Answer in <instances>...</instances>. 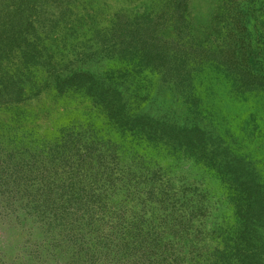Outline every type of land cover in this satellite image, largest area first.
<instances>
[{
	"label": "trees",
	"instance_id": "obj_1",
	"mask_svg": "<svg viewBox=\"0 0 264 264\" xmlns=\"http://www.w3.org/2000/svg\"><path fill=\"white\" fill-rule=\"evenodd\" d=\"M179 2L175 39L185 49L144 41L154 38L153 26L146 34L142 26L132 32L118 22L114 32L128 45L107 42L101 49L105 70L79 65L75 72L71 62L63 63L65 49L54 53L36 43L38 34L31 39L47 27L38 30L37 0H0V102L21 106L49 91L53 98L44 101L40 117L77 122L54 130L50 139L36 134L37 145L29 140L26 153L34 145L44 169L50 168L45 145L60 151L65 169L75 163L72 149L90 156L73 173L54 164L41 197L14 201L28 210L15 206L20 234L0 246V264H209L226 248L223 240L246 257L264 259V166L248 153L259 137L256 116L247 113L244 127L235 128L238 116L206 106L195 94L194 75L207 68L202 56L220 51L193 46L188 4ZM115 59L121 69L112 65ZM147 63L159 64L162 75L141 76ZM179 96L184 101L177 109L171 99ZM11 109L0 108V187L17 194L30 166L22 151L26 141L17 143L11 134L2 142L3 130L14 133L19 108ZM207 162L224 182L223 195L202 187L207 179L197 169ZM166 221L171 224L161 225ZM7 247L13 250L5 252Z\"/></svg>",
	"mask_w": 264,
	"mask_h": 264
},
{
	"label": "rangeland",
	"instance_id": "obj_2",
	"mask_svg": "<svg viewBox=\"0 0 264 264\" xmlns=\"http://www.w3.org/2000/svg\"><path fill=\"white\" fill-rule=\"evenodd\" d=\"M185 1H187L190 14L193 46L196 44V48L199 49L220 51L202 56L207 68L206 72L201 70L194 75L195 94L206 106L218 111L225 110L232 116H238L235 118L238 123H232L235 124L233 126L235 128L239 125L244 127L248 119L246 118L247 113H250L249 116L255 114L253 122L259 130V137L251 140L248 153L252 154L261 166H264V0ZM37 4L39 5L36 10L38 30L45 24L47 27L42 32L31 34V39H38L35 37L38 34L39 41L36 43L40 44L42 41V46L44 44L47 49L56 50L54 53L65 49L63 50L65 51L63 63L71 62L72 70L75 72L79 65L80 68H88V70L90 68L105 70L108 60L104 57L105 51L101 49L107 46V42L109 46L128 45V36H126L128 39L126 44L114 32L118 22L127 23L132 32L138 31L140 29L138 27L142 26V31L146 34L152 31L153 26L154 38L144 39L151 44L168 47L176 43L182 49L187 47L184 42L175 39V34L181 28L179 0H37ZM49 27H53L54 34H46ZM44 36H46L45 39H43ZM193 46L191 48L195 51ZM198 53L202 55V52ZM144 58H147L146 54ZM112 62V65L116 64V69L124 66V64L120 65L122 62L117 59ZM156 72L162 75L159 64L156 63L153 66L147 63L144 64L141 76L151 75V73L158 76ZM249 95L255 96L251 103L245 101V96L249 97ZM34 98L33 96L27 97L21 106L17 105V100L7 105L12 107L11 111L14 106L19 109L14 117V133H12L13 130H7L10 133L3 130L2 142L11 139V134L17 143L26 141L22 151L24 156L29 158L30 169L28 168L19 179L18 183L23 185L19 186L21 192L12 194L0 187V246L4 241L6 245V241L11 236L18 237L20 234L19 226H21L22 217L18 215L15 206L21 212L28 210L27 206L23 207L24 204L18 207L14 201L25 203V201H31L32 198L41 197L45 192V187L51 184L48 176L54 164H58L63 173L68 170L73 173L76 165H86L90 159L87 154L80 155L78 146L70 151L75 163L72 165L67 163V169H65L59 155L60 151L56 150L52 144L45 145L50 149V154L47 156L50 168L44 169L42 164L35 161L40 154L34 155V145H32V151L26 153L25 148L30 141L37 145L34 141L36 134L50 139L56 137L55 132L57 131L54 130L72 124V122L77 123L71 121L70 118L67 121L59 116H48L47 120H44L40 117L41 110L39 109L45 100L48 105V100L53 96L47 91L45 97L42 95L36 100ZM183 101L184 98L181 96L171 99L172 107L179 109ZM7 106L5 101L0 102V108ZM1 112L2 110L0 114ZM2 118L0 115V119ZM68 129L71 131L69 126ZM31 135L34 136L31 138ZM1 145L0 142V153L2 152ZM10 153L11 159L16 160L17 153L14 151ZM108 163L112 164L110 160ZM201 169H203L202 175L209 184V186L206 185L205 181L203 189H210L212 192L223 195L224 182L214 175L216 172L213 170V163L201 164V168L198 167L197 170L202 171ZM40 172L44 173L43 177L40 176ZM59 172L56 175H59ZM45 181L47 182L44 183ZM165 223L166 225L171 224L170 221H166L161 225ZM160 230L163 234L161 228ZM174 241L177 245L179 242L177 234ZM222 243L227 249L223 248L215 253L213 258L208 259L209 264H264V259H259L257 256L246 257L238 253L235 248L227 246V240H223ZM10 249L13 250L12 247H7L5 252H9Z\"/></svg>",
	"mask_w": 264,
	"mask_h": 264
}]
</instances>
